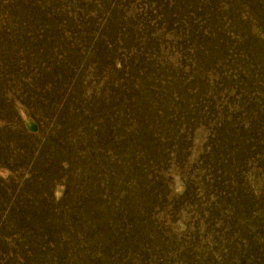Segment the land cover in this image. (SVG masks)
Here are the masks:
<instances>
[{"label": "rangeland", "instance_id": "374dc122", "mask_svg": "<svg viewBox=\"0 0 264 264\" xmlns=\"http://www.w3.org/2000/svg\"><path fill=\"white\" fill-rule=\"evenodd\" d=\"M0 264H264V0H0Z\"/></svg>", "mask_w": 264, "mask_h": 264}]
</instances>
